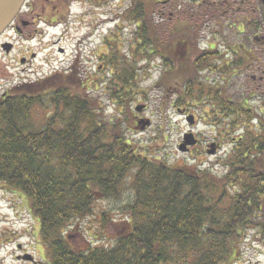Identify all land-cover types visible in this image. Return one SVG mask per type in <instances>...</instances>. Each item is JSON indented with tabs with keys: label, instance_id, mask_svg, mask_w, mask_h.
Wrapping results in <instances>:
<instances>
[{
	"label": "trees",
	"instance_id": "obj_1",
	"mask_svg": "<svg viewBox=\"0 0 264 264\" xmlns=\"http://www.w3.org/2000/svg\"><path fill=\"white\" fill-rule=\"evenodd\" d=\"M158 3L131 0L126 16L134 24L133 51H115L107 39L110 67L103 83V78L99 84L84 74L57 72L0 96V186L27 199L51 264H237L248 230L264 231V112L252 126L241 119L256 116L248 103L257 93L238 105L219 93L218 105L210 107L219 106L210 112L214 119H221L224 109L234 118L225 115L230 127L239 120L244 125L223 175L153 155L128 135L124 119L108 116L97 101L100 86L121 107L126 122L135 119L133 102L145 93L138 86L137 58L152 55L166 65L160 84L176 92L178 109L200 90L196 76L211 66L210 50L198 54L186 21L164 32L168 38L161 41ZM238 3L249 14L244 13L237 29L264 32L261 1ZM229 49L228 73L235 70L233 64L250 65L256 59L244 43ZM35 116L43 126H34ZM121 198H127L125 218L114 235L107 236L115 222L112 209L104 210L96 240L72 243L73 232L80 235L76 221L93 215L99 200Z\"/></svg>",
	"mask_w": 264,
	"mask_h": 264
},
{
	"label": "rangeland",
	"instance_id": "obj_2",
	"mask_svg": "<svg viewBox=\"0 0 264 264\" xmlns=\"http://www.w3.org/2000/svg\"><path fill=\"white\" fill-rule=\"evenodd\" d=\"M211 1L217 2L210 3V0H200L198 5H205L200 8L194 7L191 0H159L156 5L159 11L157 18L164 23L161 28L164 30L161 41L168 38L164 32L168 34L171 27L174 31L183 21H186L190 23V32L198 54L201 51L210 50L207 58L211 66L197 72L196 83L200 84V90L194 94L193 98H186L183 108L179 110L176 107V92H168L165 85L160 84L166 65L161 57H155V55L137 58L138 66L141 67L138 86L143 88L145 93L133 102L135 119L126 122V118L120 113L121 107L109 101L100 86H98L96 95L97 101L102 102L105 113L110 117L116 116L124 119L128 135L138 144L149 147L153 155L178 164H201L202 167L210 168L218 175H223L226 169L225 161L235 147V140L244 133V125L239 120L235 127H230L224 109H222L221 119H214L210 112H214L219 106L212 109L210 107L215 103L218 105L215 99L219 93L223 99L230 97L238 105L243 97L255 92L258 95L248 103V107L256 113V118L254 117L252 121L250 118L242 117L241 119L246 120L252 126L258 114L261 115L264 112V101L261 100L264 97V40L256 42L254 39L256 33L264 35V32L252 31L250 26H247L244 33H241L242 27L240 30L237 29L238 21L241 22L244 13L249 14L247 6L239 5L238 2L241 0ZM130 2L131 0H111L109 4L104 3V5H94L88 2L87 7L75 3L71 9L73 14H82L87 9L90 12L82 19L72 15L67 25L61 24L55 27L43 25L41 27L44 30L41 34L27 29L26 36L32 38L31 40H25L24 36L18 37L20 47L9 56H4L0 50V95L18 84L41 81L55 70L67 71L73 66H75V72H82L84 76H90L95 80L99 79V84L100 78H103V83L104 78L109 77V68L105 67L101 70L98 68L100 65L102 67L106 65L105 63L109 60L104 55L106 51L108 53V49L102 47L107 41H104V38L107 35L110 36L112 49L115 51L122 50L130 53L133 51L134 24L130 20L131 16H124V9L130 8ZM206 11H208L207 14H205ZM105 18L106 22L99 24ZM110 19L114 21L109 22ZM30 32L33 33L31 37L28 36ZM63 35L60 43L66 50L60 53L54 41ZM82 37L87 39L84 44L80 41ZM241 43H244L254 53L256 59L250 65L247 63L239 66L233 64L232 70H235L228 73L225 63L233 57L229 54V47ZM190 47L191 45L189 49ZM31 51L37 53V57L28 66H22L18 55L25 52L31 53ZM188 58H191L190 55ZM216 90L219 92L217 93ZM200 99H206L208 104H203L199 101ZM138 104L143 106L141 111L136 110ZM191 113L197 118L193 131L204 141L198 148H194L192 153L180 152L178 145L182 141L183 134L191 127L186 121V115ZM35 120V127L43 126L44 122L40 117L35 116ZM137 120L138 123L142 120V123L137 124ZM212 138L221 144L217 155L207 152L206 143L209 144ZM193 159L196 162H193ZM11 195L0 190V264H22L15 256L16 245L22 243L34 249L33 246L38 244L39 239V254L47 260L46 250L41 246L38 219L21 206V203L17 201L19 197ZM126 199L99 200L94 206L93 215L82 221H76L78 224L74 229L79 228L80 235L72 234L74 235L71 237L72 243L78 244L80 239L86 238V242L96 240L95 237L100 231L101 213L104 210L112 209L111 216L115 222L107 229V236L114 235L121 226L122 217L125 218L122 206ZM33 230L38 236L35 234L32 236ZM237 264H264V231L256 228L248 230L241 244L240 261Z\"/></svg>",
	"mask_w": 264,
	"mask_h": 264
},
{
	"label": "flooded vegetation",
	"instance_id": "obj_3",
	"mask_svg": "<svg viewBox=\"0 0 264 264\" xmlns=\"http://www.w3.org/2000/svg\"><path fill=\"white\" fill-rule=\"evenodd\" d=\"M76 1L80 0H26L23 8L18 13L10 27L0 35V49L4 43L12 44V50L8 54L10 55L14 50L20 47L17 43V37L23 36L26 30L38 31L36 28L39 24L44 23L46 25L57 26L63 23H67L70 16V8L75 4ZM26 35V34H25ZM24 35V36H25ZM59 41V40H58ZM64 51L63 48H60ZM4 54V52H1ZM29 52H25L18 55L20 62L22 59L25 60L24 65L30 64L32 61L29 57ZM5 55L4 56H8ZM102 68V65L99 66ZM9 91H4L3 95H6ZM22 197V196H20ZM20 201H26L22 199ZM34 236V232L32 233ZM18 243L16 245V259L22 264H45V260L41 259L39 254V245L33 246L34 249Z\"/></svg>",
	"mask_w": 264,
	"mask_h": 264
},
{
	"label": "water",
	"instance_id": "obj_4",
	"mask_svg": "<svg viewBox=\"0 0 264 264\" xmlns=\"http://www.w3.org/2000/svg\"><path fill=\"white\" fill-rule=\"evenodd\" d=\"M25 0H0V34L7 28V26L12 22L16 14L21 9ZM264 3V0H262ZM256 40H261L260 37L256 36ZM4 48L9 51L11 45L5 44ZM143 106L139 105L137 110L141 111ZM187 120L193 124L195 122L194 116L190 115L187 117ZM197 139L195 138L192 132L186 133L184 136V142L180 144L179 149L181 151H186L187 145H195L197 143ZM210 153H214L215 149L209 151Z\"/></svg>",
	"mask_w": 264,
	"mask_h": 264
}]
</instances>
